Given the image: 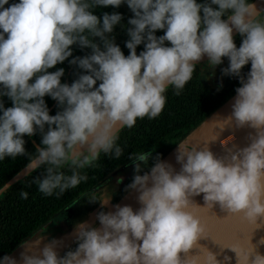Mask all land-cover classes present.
Listing matches in <instances>:
<instances>
[{"label": "clouds", "instance_id": "1", "mask_svg": "<svg viewBox=\"0 0 264 264\" xmlns=\"http://www.w3.org/2000/svg\"><path fill=\"white\" fill-rule=\"evenodd\" d=\"M123 3L134 13L128 20L127 56L109 36L122 15L105 12L101 18L93 11ZM260 11L249 0H19L11 4L0 0V98L7 96L13 105L5 108L0 99V160L24 155L23 137L39 131L42 147L36 149L30 164L47 165L43 176L35 180L44 195L51 196L56 189L62 194L86 181L88 177L75 169L92 165L101 152L114 149L118 158L122 154L116 145L119 130L133 127L138 118L157 117L165 107L169 86L179 95L205 55L213 67L227 57L229 67L223 74L239 77L241 84L235 90L232 113L220 129L234 122L235 128L256 130V135H249V146L219 158L208 146L179 147V173L157 156L141 175L151 153L130 156L136 174L127 189L138 193L142 207L134 211L117 205L115 212L101 211L98 228L77 224V247L63 257L57 251L61 240L53 239L40 248L41 237L34 241L36 252L22 243V264H219L216 255L199 243L208 238L205 227L187 211L194 203L191 198L200 194L210 209L219 204L228 215L242 214L255 229L264 227L257 223L264 220V22L257 19ZM234 29L243 38L239 47ZM157 30H164V35L157 37ZM141 44L144 50L137 54ZM73 45L90 48L91 54L69 61L88 73L69 86L61 82L63 68L49 69L72 57ZM249 62L245 77L241 70ZM45 96L58 101L62 111L50 115ZM65 164L73 169L70 176L60 171ZM27 195L21 192L22 198ZM259 243L264 244V238ZM198 246L206 249L203 260L189 254ZM230 249L237 264H264L256 245L249 250ZM0 264L18 262L5 255Z\"/></svg>", "mask_w": 264, "mask_h": 264}, {"label": "trees", "instance_id": "2", "mask_svg": "<svg viewBox=\"0 0 264 264\" xmlns=\"http://www.w3.org/2000/svg\"><path fill=\"white\" fill-rule=\"evenodd\" d=\"M252 1L254 0H249V2ZM14 2L18 3L19 0H9V4ZM197 2L203 3L205 0H197ZM7 6L5 5V7ZM213 7L218 6L213 5ZM93 11L94 14L101 18L105 12H118L122 15L121 23L114 27L113 33L109 34V36L114 37L115 43L121 48L125 56L129 55L130 50L126 47V42L130 39L127 34V27L129 26L128 20L134 18V13H132L127 4L123 3L118 8L112 6L97 7ZM223 18L225 19L226 17ZM257 19L264 22V11ZM155 35L157 37L164 35V30H157ZM96 39L98 40L99 38ZM242 39L239 33L234 36V42L237 47L241 45ZM165 43L166 46H171L169 42ZM144 47V44L137 46V54L143 51ZM72 52V57L49 69L50 72H54L59 68H63L65 71L61 82L69 86L78 79L79 75L88 74L85 70L70 64L69 61L74 57H83L91 54V49H81L79 46L73 45ZM228 67L229 59L227 57L223 58L222 64L215 67L209 61L203 62L200 65H196L192 79L180 90L179 95L176 94L174 87L169 86L165 93V107L157 117L152 119L147 116L142 119L138 118L133 127H123L119 130L116 145L122 149V154L118 158L114 154V149L108 154L101 152L92 165L83 169H75L80 175L88 177L86 181H81L75 188L68 189L62 194L59 189H56L51 196L41 193L35 180L43 176L44 168L47 167L45 165L36 168L23 180L16 182L5 190L0 195V258L7 255L14 247L34 234L41 225L46 223L48 219L52 218L62 208L95 186L112 169L128 164L131 161L129 159L130 156L150 152L152 157L149 158L148 164H142L143 168L140 174L142 175L144 172L149 171L157 156L160 159L164 157L186 135L236 93V88L241 86L240 80L239 77L223 74V69ZM213 69L219 72L222 71L221 73L224 77L222 81H215L216 84H222L220 87L216 86L217 90L215 91L211 90L210 86L205 83V76ZM250 69L251 63L249 62L241 70V75L246 77ZM99 83L100 81H97L96 87L99 86ZM0 99L3 100L5 108L13 106L12 101L7 96ZM44 99L49 109L55 100L50 96H45ZM58 111H62L59 102L52 107L49 114L56 115ZM0 115H2V112H0ZM45 129H47V125ZM23 139L26 141V153L24 155H19L15 158L6 157L4 160H0V187L20 168L30 162V159L36 155L37 148L42 147V136L39 131L32 137L34 144L29 140L28 135H25ZM134 166L135 164L128 167L130 172ZM60 171L70 176L73 169L70 164H65L61 166ZM22 191L27 192V199L22 198ZM84 200H87V198H82L79 202ZM70 247L71 245L60 256L63 257ZM76 247L77 245L73 249Z\"/></svg>", "mask_w": 264, "mask_h": 264}, {"label": "water", "instance_id": "3", "mask_svg": "<svg viewBox=\"0 0 264 264\" xmlns=\"http://www.w3.org/2000/svg\"><path fill=\"white\" fill-rule=\"evenodd\" d=\"M252 2L257 5L258 10L261 9V14L264 11V0H254ZM225 19H227V17ZM236 34H238V32L234 29L233 37ZM203 62H208V57L206 55L201 61L197 62L196 65H200ZM208 73L209 74L205 76V83L210 86L211 90L215 91L217 90L216 86L220 87L222 85L221 83L216 84L215 81H222L224 79L223 74L215 69ZM235 98L236 93L217 108L193 131L186 135L178 143L181 144L180 146L177 144L164 157H162L161 160L171 164L175 171L179 173L182 166L177 162L176 156L178 154V148L180 147L182 149L184 145L196 147L197 149H202L205 146H208L218 158L228 155L229 150L236 152L239 149L249 146L251 143L249 135H256L255 129L250 127L235 128L234 122L225 125V129H220V125L223 124L226 117L232 113V105L234 104ZM57 102L58 101L56 100L53 102L49 111ZM32 137L33 135L29 136V140L34 144ZM216 137H218V139L214 141ZM227 162L229 161L226 160V163ZM133 165L134 162L131 161L126 167ZM35 169V165L30 164V162L24 165L0 187V195L13 184L30 175ZM137 197L138 193L135 190H127V192L115 204H105V211L115 212L117 205L131 206L134 211H138L142 205L139 203ZM191 199L194 203L189 205L187 211L191 212L201 221V224L205 227V234L208 237L207 239H201L199 243L216 255L219 264H237L236 254L230 249L234 246H240L245 250H249L253 245H256V250L261 255H264V244L259 243V241L264 238V227L255 229L257 226L245 220L242 214L228 215L227 212L221 210L219 204L214 205L213 208L210 209L205 205L203 194L192 197ZM257 223H264V220H258ZM95 227H100L99 221ZM41 237L43 238V242L40 244V248L53 239L63 241V245L57 249L59 255H61L75 240V235L73 233L48 240L47 236L40 235L36 232L14 247L7 255L15 258L18 264H22L21 253L24 251V248L21 244L27 242V249L31 252H36L37 249L34 247V241ZM250 239L253 245L250 243ZM189 254L199 255L201 260H203L206 256V249L199 248L198 246L197 249H191ZM180 255L184 258L183 253ZM225 257H228L229 259H225Z\"/></svg>", "mask_w": 264, "mask_h": 264}, {"label": "flooded vegetation", "instance_id": "4", "mask_svg": "<svg viewBox=\"0 0 264 264\" xmlns=\"http://www.w3.org/2000/svg\"><path fill=\"white\" fill-rule=\"evenodd\" d=\"M140 163L141 165L143 164L142 161ZM126 165L116 169H112L109 173L104 175L102 179H100L96 183L95 186H93L84 194L80 195L76 200L62 208L52 218L48 219L46 223L41 225L35 231V233L38 232L40 235H45L48 237V239H52L56 236L70 234L73 229L76 228V225L81 222H86L90 226L95 227L98 222L97 214L101 211L106 210L105 204L115 203L117 199H119L120 196L128 190L127 186L132 182L135 174V166L133 167V170L128 174L126 172ZM121 168L124 169L126 175L115 177L114 172ZM107 197H109V199ZM82 198H87V200L79 202ZM104 199L105 204L100 203ZM65 226H68L67 228L70 229H65ZM61 228L65 231H62ZM76 245V240H74L68 251L74 250L73 248Z\"/></svg>", "mask_w": 264, "mask_h": 264}, {"label": "rangeland", "instance_id": "5", "mask_svg": "<svg viewBox=\"0 0 264 264\" xmlns=\"http://www.w3.org/2000/svg\"><path fill=\"white\" fill-rule=\"evenodd\" d=\"M222 72V71H221ZM126 172L129 174L130 173V170L128 169V167H126ZM125 176L126 175V173H125V171H124V169L123 168H121V169H118V170H116L115 172H114V176L115 177H120V176ZM71 225V224H70ZM74 225V224H73ZM68 227V226H67ZM66 226H65V229H70V228H67ZM74 228V227H73ZM61 230L62 231H65L64 229H62L61 228ZM75 231V228L73 229V231L70 233V234H72L73 232ZM70 234H67V235H70ZM74 234V233H73ZM45 236V235H44ZM63 236H66V235H62V236H56V237H54V238H58V237H63ZM47 239H48V237H47ZM53 239V238H52ZM48 240H51V239H48Z\"/></svg>", "mask_w": 264, "mask_h": 264}]
</instances>
